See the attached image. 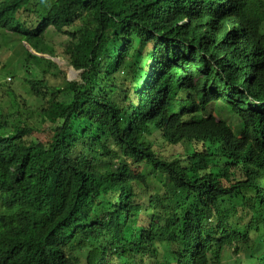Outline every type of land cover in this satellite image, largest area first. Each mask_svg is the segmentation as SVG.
<instances>
[{
    "label": "trees",
    "instance_id": "1",
    "mask_svg": "<svg viewBox=\"0 0 264 264\" xmlns=\"http://www.w3.org/2000/svg\"><path fill=\"white\" fill-rule=\"evenodd\" d=\"M32 2L0 0V36L26 54L21 79L0 58V264L220 262L234 225L221 216L213 240L185 238L192 197L237 204V237L262 253L261 182L231 170L244 150L264 165V0H47L30 27ZM244 32L258 57L240 49ZM236 98L255 111L232 129ZM235 134L249 149L226 146ZM147 176L168 192L154 207L133 185Z\"/></svg>",
    "mask_w": 264,
    "mask_h": 264
},
{
    "label": "clouds",
    "instance_id": "2",
    "mask_svg": "<svg viewBox=\"0 0 264 264\" xmlns=\"http://www.w3.org/2000/svg\"><path fill=\"white\" fill-rule=\"evenodd\" d=\"M29 10L31 9V4L28 6ZM39 13V12H38ZM29 14L28 21L30 22V27H37L36 24H33L34 22L37 21L40 22L41 18L40 16L37 15L38 18H35L32 14V11L26 12V15ZM36 14V13H35ZM42 17V16H41ZM43 16L42 18H44ZM226 31H231L233 28L231 27H225ZM239 30V25L238 23L235 24L234 31L237 34ZM262 33L264 35V29H262ZM250 34V33H249ZM253 40H256L253 38L252 35L246 34L244 32V39H242V42L240 44V49L245 50L248 58H256L258 57V54L260 52L259 50V45L260 41L256 40L255 43ZM237 41V39H235ZM62 44L56 45V47H62ZM32 51V50H31ZM33 52V51H32ZM34 53V52H33ZM48 56V55H46ZM256 66L253 68L254 72H256L257 75L260 73V64H258V60L255 59ZM248 84H251L250 81ZM253 90V88L251 89ZM256 100V99H255ZM257 101V100H256ZM236 119L233 120V125L230 127L232 129L234 128H239L242 127L241 121L243 120L244 117L253 114L255 111V107H249L247 105V102L245 98H236ZM264 103V101H263ZM254 115V114H253ZM222 139L226 146L232 147L236 144L237 139L243 140L244 137L242 134H235V139L232 140L230 137L227 135H223ZM245 142V141H244ZM246 147L249 149V144L246 143ZM241 156H245L242 159H239ZM235 160L232 161V173L236 172L239 174H242L241 171H238V166L240 169L247 174L250 178H257L261 182V189L264 195V165L261 164V159L260 156L257 155L256 153H249V150H244V151H239L238 153L235 154ZM150 176H147L149 180ZM237 177V175H236ZM202 180H210V183L212 185V188L209 192L215 191L216 189L214 188L213 184L215 183L213 181V177L210 175L205 176ZM235 181V180H234ZM133 185L135 187V190L137 191L138 194L141 195L142 201L145 205L147 206H152L154 207L157 203L158 200L152 201L153 197L160 196V195H166L168 192L164 191H158L156 189V183H150V181L144 183L142 179H137L136 181H133ZM192 194L197 193V189L193 188L191 189ZM240 196V194L238 195ZM189 208L192 210L194 215L198 216V224L192 228H189L186 233V237L192 235L194 236L197 240L202 241V240H213L215 238L216 232L222 227L220 222L222 221H217V219L221 216L227 217L230 223L234 225L233 230L231 233L226 236L224 239L218 241H224L221 245H223V250L220 252L221 255V260L220 262L216 259L213 258L214 253L210 252L207 256L209 260V264H264V261L261 259L262 255H264V251L262 253H258L256 255H251L250 250L247 248L243 247L241 244V240L237 237L236 231L238 230V226H241V229L243 230L242 225H240V222L244 221V213L241 211L239 214V208L237 204H233L231 202H226V201H221L219 200L218 203V208L215 206V201L213 199H210L209 197L206 199L204 205H207L203 208L196 202L194 197L190 199V201H187ZM156 203V204H155ZM203 205V206H204ZM233 216V217H232ZM258 230L262 231L264 233V220L263 222H260L259 225H256ZM172 235V233H171ZM173 244H177L176 238L173 237ZM230 243H227L229 242ZM172 244V245H173ZM164 252L166 254V250L164 248ZM168 252L172 253V247L168 250ZM173 253H177V248L173 250ZM234 260L233 262H229L231 259ZM212 259H215V262H212ZM169 262L168 258H162L160 257L158 261L151 263V264H167ZM177 264V263H176ZM182 264H196L191 260L190 254L184 255L182 258Z\"/></svg>",
    "mask_w": 264,
    "mask_h": 264
},
{
    "label": "rangeland",
    "instance_id": "3",
    "mask_svg": "<svg viewBox=\"0 0 264 264\" xmlns=\"http://www.w3.org/2000/svg\"><path fill=\"white\" fill-rule=\"evenodd\" d=\"M48 6L47 0H33L31 4L32 14L40 12L42 14L45 13L44 9ZM44 11V13H43ZM51 34L48 38L49 42L56 45L58 43H61L65 45V41L63 40V35L56 34L53 30H50ZM24 44L18 37H15L13 34L6 33L5 36H0V45H1V53L0 58H8V61L11 65H9L11 68V71L13 74H19V78H22L23 74V63L26 58V54L23 52V48H21V45ZM27 47V46H26ZM33 51V50H32ZM34 52V51H33ZM35 53V52H34ZM42 66V64H41ZM73 70L71 69L69 71L70 76L74 75ZM10 75L6 76V80L11 81L13 78L10 79ZM23 88V91L26 88L25 83L21 85V89ZM184 148V147H183ZM150 183L155 182V177L150 176L149 177ZM231 183V182H228ZM127 226V225H126ZM132 229L130 230V234L132 233ZM233 259H231L229 262H233ZM212 262H215V259H212Z\"/></svg>",
    "mask_w": 264,
    "mask_h": 264
}]
</instances>
